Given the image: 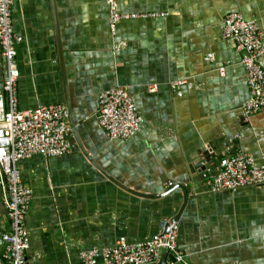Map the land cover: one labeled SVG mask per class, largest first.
Returning <instances> with one entry per match:
<instances>
[{"label": "crops", "instance_id": "1", "mask_svg": "<svg viewBox=\"0 0 264 264\" xmlns=\"http://www.w3.org/2000/svg\"><path fill=\"white\" fill-rule=\"evenodd\" d=\"M118 3L122 13L156 15L123 19L112 35L107 0L13 2L18 106L64 103L72 130L69 154L17 164L33 191L29 264H81L80 251L150 239L162 220L178 223L188 264H264V187L211 193L205 185L218 156L244 153L264 164V110L243 120L242 53L222 38L230 12L255 20L264 38V0ZM3 78L0 47V88ZM177 81L185 84L172 88ZM118 87L143 117L126 142L110 141L97 119L99 94ZM74 130L84 153L128 190L91 164ZM7 196L1 178L0 234L9 227Z\"/></svg>", "mask_w": 264, "mask_h": 264}, {"label": "built area", "instance_id": "2", "mask_svg": "<svg viewBox=\"0 0 264 264\" xmlns=\"http://www.w3.org/2000/svg\"><path fill=\"white\" fill-rule=\"evenodd\" d=\"M14 0H0V47L4 63V78L0 88V173L5 178L8 196L5 200L8 231L0 252L2 264H29V231L27 214L33 198L32 189L23 183L17 164L35 155L45 159L70 153V112L64 103L40 105L22 110L18 106L19 69L17 48L21 38L15 33L12 19ZM108 27L112 35L123 19H147L156 14L122 13L118 0H107ZM222 38L233 42L242 53L249 97L243 106V120L264 110V38L258 24L241 13L230 12L222 20ZM177 81L172 88H180ZM99 126L110 141H128L139 131L143 117L131 95L123 88L102 92L98 96ZM264 160V152L261 156ZM172 182L166 188L173 187ZM205 185L211 193L234 191L244 187H264V164L244 153L221 159L213 177ZM157 235L143 241L118 238L110 247L93 246L78 253L81 264H159L161 251L174 256L172 264H188L178 247L177 222L162 220Z\"/></svg>", "mask_w": 264, "mask_h": 264}, {"label": "water", "instance_id": "3", "mask_svg": "<svg viewBox=\"0 0 264 264\" xmlns=\"http://www.w3.org/2000/svg\"><path fill=\"white\" fill-rule=\"evenodd\" d=\"M73 134H74V137H75V139L77 141V145L79 146V149L82 151V153L86 157H88V160L91 162V164H93L94 167L99 172H101L103 174V176H105L108 180H110L111 182H113L114 184H116L117 186H119L120 188H122L124 190H128L126 187L122 186L115 179H113L111 176H109V174H107L104 170H102L97 164H95V162H93V160L89 156H87V154L84 153V150L82 149L81 145L78 142V139H77V135H76L75 130L73 131ZM224 145H226V144L224 143ZM211 146L215 148V146L213 144H211ZM221 157L222 156H218L217 160L220 161L222 159ZM1 178L3 179L4 176L0 173V193H1ZM4 180H5V178H4ZM177 187L182 189V191H183V197H184V199H187V197H188L187 189L183 188L182 186H177ZM172 191H173V187H172V189L169 188V190L167 191L168 192L167 194H169ZM3 246H4V241H3L2 236L0 234V252L3 249ZM173 262H174V256L172 254H168L165 250H162L161 251V261H160L159 264H172ZM0 264H2L1 258H0Z\"/></svg>", "mask_w": 264, "mask_h": 264}, {"label": "bare ground", "instance_id": "4", "mask_svg": "<svg viewBox=\"0 0 264 264\" xmlns=\"http://www.w3.org/2000/svg\"><path fill=\"white\" fill-rule=\"evenodd\" d=\"M229 157H231V156H230V155H228V156H226V157H223V158L221 157V158H222V159H225V158H229Z\"/></svg>", "mask_w": 264, "mask_h": 264}]
</instances>
